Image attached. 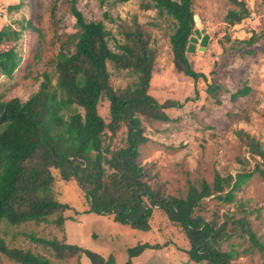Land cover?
Here are the masks:
<instances>
[{
    "label": "trees",
    "instance_id": "obj_1",
    "mask_svg": "<svg viewBox=\"0 0 264 264\" xmlns=\"http://www.w3.org/2000/svg\"><path fill=\"white\" fill-rule=\"evenodd\" d=\"M193 1L147 0L144 7L155 8L158 16L171 22L174 65L197 80L203 74L194 69L187 51L196 28ZM230 1L240 8L229 9L225 21L235 25L249 10L244 1ZM71 12L77 27L72 35L73 51L62 48L58 52L53 71L43 74L38 91L27 100H5L0 95V222L9 226L52 222L62 228L63 214L70 206L57 199L58 178L78 183L89 206L86 213L112 216L115 222L133 229L151 230L154 213L160 211L172 226L185 232L190 245L187 258L192 264H239L235 261L242 253H252L255 248L263 251L264 242L252 229L247 214L236 215L247 212V202L236 194L252 180L259 164L235 175L216 173L213 184L203 180L197 186L190 181L186 196L170 194L154 163L140 159V146L149 141L141 117L168 121L166 110L178 104L160 103L148 91L158 53L152 34L136 20L114 50L109 43L111 32L102 20H87L75 5ZM20 37L21 31L8 25L0 30V46ZM20 60L15 46L0 48V75L12 76ZM109 66L134 74L136 81L115 88ZM219 89L209 85L208 92L214 94ZM250 90L245 85L231 98L246 96ZM104 99L109 102V120L99 112ZM235 135L253 158H264V143L257 137L243 129ZM206 197L233 203L236 211L218 212L207 220L199 212ZM235 237L250 245L240 249L241 243L228 242ZM32 239L50 246L59 260L85 254L93 264H116L113 256L104 258L76 244L34 235ZM147 248L158 247L145 243L129 248L125 264H132ZM1 254L20 264H55L29 249L10 247L2 236Z\"/></svg>",
    "mask_w": 264,
    "mask_h": 264
},
{
    "label": "rangeland",
    "instance_id": "obj_2",
    "mask_svg": "<svg viewBox=\"0 0 264 264\" xmlns=\"http://www.w3.org/2000/svg\"><path fill=\"white\" fill-rule=\"evenodd\" d=\"M249 14L240 23L225 21L229 9L240 6L230 0H194L196 28L205 29L208 44L200 49V41L188 57L195 70L203 75L194 80L179 72L173 62L170 21L158 16L155 8H145L147 0H129L102 3L100 0H0V30L8 25L21 31L17 41L5 42L0 48L15 46L21 56L12 76L0 75V95L5 100L14 97L27 100L38 91L43 74L51 73L54 60L63 48L73 51L72 35L77 31L71 12L77 6L87 20H102L111 32L112 49L124 41V32L137 20L153 36L158 53L153 69L149 93L160 103L177 102L168 108V121L141 117L149 141L140 146L143 163L152 162L170 194L186 196L189 182L199 186L205 180L213 184L216 173L222 176L254 169L255 173L237 198L247 202V214L257 237L264 242V158L252 157L235 131L243 129L264 143V0H241ZM195 28V29H196ZM255 34L254 42L251 36ZM112 73L115 88H124L136 81L128 71ZM209 85L220 87L213 94ZM245 85L251 88L246 96L232 100V94ZM80 111L83 112L81 108ZM99 112L110 119L109 102L102 100ZM57 199L70 206L64 212L63 227L56 224L29 222L9 226L0 222V236L10 247L31 250L52 259L55 264H93L85 255L68 260L55 257L50 246L34 241L32 236L57 239L94 251L104 258L113 256L116 264H125L128 249L149 243L158 248H147L132 259V264H192L186 250L190 247L185 232L156 211L149 231L133 229L115 222L112 216L86 213L89 208L82 189L75 180L56 181ZM216 195V194H215ZM213 195V196H215ZM211 196V197H213ZM206 197L199 212L207 220L216 213L236 211L233 203L223 204ZM52 219V218H51ZM228 242L241 243L240 249L250 243L235 237ZM228 242L224 243V247ZM241 264H264V250L242 253L235 261ZM0 264H20L1 254Z\"/></svg>",
    "mask_w": 264,
    "mask_h": 264
},
{
    "label": "water",
    "instance_id": "obj_3",
    "mask_svg": "<svg viewBox=\"0 0 264 264\" xmlns=\"http://www.w3.org/2000/svg\"><path fill=\"white\" fill-rule=\"evenodd\" d=\"M199 39H201L200 41V49L204 50L205 47L208 44V40H209V35L207 33H205V29H198L196 28L194 30L193 35L190 37V43L188 45L187 51L188 52H192L194 51V49L196 48V45L199 44L198 41Z\"/></svg>",
    "mask_w": 264,
    "mask_h": 264
}]
</instances>
